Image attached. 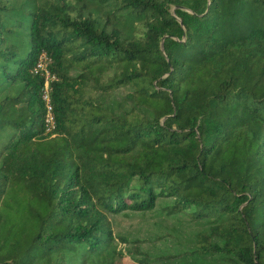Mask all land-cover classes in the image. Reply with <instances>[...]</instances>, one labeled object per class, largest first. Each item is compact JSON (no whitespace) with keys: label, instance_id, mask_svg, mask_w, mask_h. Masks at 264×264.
Returning <instances> with one entry per match:
<instances>
[{"label":"trees","instance_id":"trees-1","mask_svg":"<svg viewBox=\"0 0 264 264\" xmlns=\"http://www.w3.org/2000/svg\"><path fill=\"white\" fill-rule=\"evenodd\" d=\"M83 3L0 0V264H264V0Z\"/></svg>","mask_w":264,"mask_h":264},{"label":"rangeland","instance_id":"rangeland-1","mask_svg":"<svg viewBox=\"0 0 264 264\" xmlns=\"http://www.w3.org/2000/svg\"><path fill=\"white\" fill-rule=\"evenodd\" d=\"M74 3L76 7L84 4V0H69ZM153 218H148L146 215H140L137 213H129L123 215L112 216L114 230L127 234L129 236H145V230H153L155 228H165V225L161 222L154 221ZM122 264H135L129 261L128 258H123Z\"/></svg>","mask_w":264,"mask_h":264},{"label":"built area","instance_id":"built-area-1","mask_svg":"<svg viewBox=\"0 0 264 264\" xmlns=\"http://www.w3.org/2000/svg\"><path fill=\"white\" fill-rule=\"evenodd\" d=\"M48 61V56L43 51H40L37 54L35 63L32 68L34 72H38L43 76L41 99L44 101L45 105V112L43 117L44 132H50L54 126L48 95V80L52 77L47 70ZM51 135H53V133H51Z\"/></svg>","mask_w":264,"mask_h":264}]
</instances>
